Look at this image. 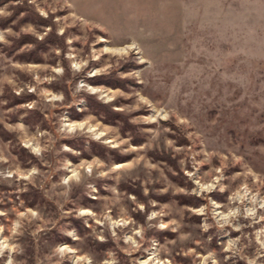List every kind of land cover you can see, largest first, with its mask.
Segmentation results:
<instances>
[{"label":"rangeland","instance_id":"374dc122","mask_svg":"<svg viewBox=\"0 0 264 264\" xmlns=\"http://www.w3.org/2000/svg\"><path fill=\"white\" fill-rule=\"evenodd\" d=\"M180 5L0 0V264H264V0Z\"/></svg>","mask_w":264,"mask_h":264},{"label":"crops","instance_id":"0c3cea01","mask_svg":"<svg viewBox=\"0 0 264 264\" xmlns=\"http://www.w3.org/2000/svg\"><path fill=\"white\" fill-rule=\"evenodd\" d=\"M181 0H81L88 17L111 33H127L133 26V15L137 17L176 18ZM172 6V7H171ZM142 12L143 14H141ZM140 13V14H138Z\"/></svg>","mask_w":264,"mask_h":264},{"label":"trees","instance_id":"16d2710c","mask_svg":"<svg viewBox=\"0 0 264 264\" xmlns=\"http://www.w3.org/2000/svg\"><path fill=\"white\" fill-rule=\"evenodd\" d=\"M13 44H14V46L10 48L11 50H14L16 48V45H17V44H15V42ZM21 148L19 147V149H17L15 152L18 155L20 154L19 155L20 159H23V158H26V156L24 157V155H22V153L25 154L26 153V149L24 147H21ZM30 157L34 159V157H32V156H30ZM36 190H37L36 188L31 187V188H28V189H26L24 191L23 198L28 201V206H34L35 207V205L38 202H40L41 198H40V195H39L38 191H36ZM80 234H82V233H80ZM59 235H60V232H58L56 229H53V230L49 231V235L48 236L50 238L56 236L55 238H57V239L54 240L55 244L56 243H70L71 242V238L68 235H66V234H62V236H59ZM23 237L25 238V240H26V238L28 239V236H26V235H24ZM31 242L33 243V240H31ZM97 245L100 247L101 251L103 252V250L104 251L107 250L108 247H105V246H108L109 243H106V242L105 243H97ZM28 250H29V248L28 247L26 248L24 246L22 248V250H21V253L24 255V254L27 253ZM35 250L39 251L40 250V246L38 245L37 248H35V246H33L32 249L29 250V252L32 254V253H35ZM22 254H20L19 256L21 257Z\"/></svg>","mask_w":264,"mask_h":264}]
</instances>
